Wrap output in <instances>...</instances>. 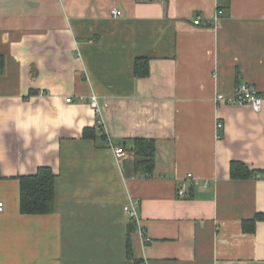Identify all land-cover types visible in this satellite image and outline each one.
<instances>
[{
  "label": "crops",
  "instance_id": "0c3cea01",
  "mask_svg": "<svg viewBox=\"0 0 264 264\" xmlns=\"http://www.w3.org/2000/svg\"><path fill=\"white\" fill-rule=\"evenodd\" d=\"M0 56V264H264V220L243 227L264 213V107L218 99L264 92V0H0ZM136 137L156 140L151 177ZM40 166L55 210L24 214L19 176Z\"/></svg>",
  "mask_w": 264,
  "mask_h": 264
},
{
  "label": "trees",
  "instance_id": "16d2710c",
  "mask_svg": "<svg viewBox=\"0 0 264 264\" xmlns=\"http://www.w3.org/2000/svg\"><path fill=\"white\" fill-rule=\"evenodd\" d=\"M224 7L218 5L217 12L223 11ZM150 59L138 57L135 61V72L137 76L146 77L150 74ZM4 60L0 56V72L3 70ZM89 132L95 135L94 129L86 128L84 136ZM131 151L135 157V171L141 177H151L156 167V140L153 138L136 137L131 139ZM257 169H252L242 161H232L230 174L234 179H245L255 177ZM1 178V173H0ZM20 181V211L24 214H46L55 210L56 197V174L49 166H40L36 173L19 176ZM264 220V213H257L252 219L244 220L243 227L247 231H255L256 223ZM129 233L137 229L136 222L129 224ZM128 251L131 253L132 245L128 238ZM135 264H143L142 259H135Z\"/></svg>",
  "mask_w": 264,
  "mask_h": 264
},
{
  "label": "built area",
  "instance_id": "2783aa9c",
  "mask_svg": "<svg viewBox=\"0 0 264 264\" xmlns=\"http://www.w3.org/2000/svg\"><path fill=\"white\" fill-rule=\"evenodd\" d=\"M114 15H120L121 11L114 10ZM222 14V11L219 13L217 12V18L219 19L220 15ZM201 23L200 16H198L194 20V24L198 25ZM218 99L222 100L223 102L229 103V104H239V105H250L255 111H261L264 107V92H261L256 85L250 82H240L233 95L230 97H224L223 95H218ZM68 102H73V97H67L66 99ZM85 98L81 97V101H84ZM90 104L96 109L98 113L101 112V106L99 103V99L96 95H92L90 98ZM223 127L222 122H218L217 128L221 129ZM221 137V135H220ZM112 149L115 152V155L117 157H120L125 154V150L122 147L115 146L112 144ZM189 177H192V174H189ZM207 184V183H206ZM180 194H183V191H180ZM139 204L140 201L137 199L131 198L129 202L125 205V212L128 216L129 220H132L136 222L137 228L142 232V235H145V232L140 225V215H139ZM4 202L0 200V212L4 210ZM145 239L148 241V237L145 236Z\"/></svg>",
  "mask_w": 264,
  "mask_h": 264
}]
</instances>
